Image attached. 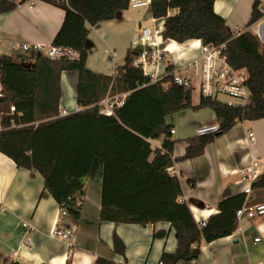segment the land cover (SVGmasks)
Wrapping results in <instances>:
<instances>
[{"label":"trees","instance_id":"1","mask_svg":"<svg viewBox=\"0 0 264 264\" xmlns=\"http://www.w3.org/2000/svg\"><path fill=\"white\" fill-rule=\"evenodd\" d=\"M31 0H0V15L13 12ZM62 10L65 18L54 37L52 47L72 50L78 57L52 60L39 53L29 68L11 56L0 57L4 87L0 98L2 130L0 153L19 169L39 174L45 190L62 205L70 196L82 193L85 179L94 163H103L100 222L115 225H153L170 223L177 234L175 253H163L161 264H179L197 260L202 243L227 238L238 227L237 210L246 200L240 194L223 200L219 213L204 227L194 220L183 195L179 178L171 176L175 141L166 118L184 110L212 109L218 130L187 140L181 160L205 154L208 145L227 134L238 123L264 120V45L252 32L236 34L225 19L214 12L216 0H194L180 17L168 16L170 0H151L150 14L164 20V41L183 44L199 40L205 46L221 49L226 62L235 70H244L250 102L229 107L223 100L201 96L192 105L191 90L175 83V67L166 63V76L153 81L142 69L134 67L137 53L127 52L126 64L115 75H103L87 69V42L90 28L113 21L130 9V0H42ZM264 18L260 0H255L247 28ZM77 72L76 102L81 111L61 115V76ZM125 96L112 115L101 113V104L111 97ZM116 99H113L115 102ZM15 112L11 113V108ZM14 123V126H12ZM165 136L160 149H152L150 140ZM153 160L150 161V157ZM179 160V159H177ZM191 187L195 186L192 181ZM264 193V174L252 184V192ZM252 204V203H251ZM258 204V203H256ZM68 212L75 218L79 210ZM114 253L125 256L126 245L115 232ZM0 264L9 262L0 255ZM96 264H116L99 257Z\"/></svg>","mask_w":264,"mask_h":264},{"label":"crops","instance_id":"2","mask_svg":"<svg viewBox=\"0 0 264 264\" xmlns=\"http://www.w3.org/2000/svg\"><path fill=\"white\" fill-rule=\"evenodd\" d=\"M21 2L22 0H16ZM264 13V0H260ZM194 0H170L169 17H182ZM255 0H216L214 12L225 19L236 34L248 30L264 45V18L247 28ZM65 13L42 0H31L18 5L13 12L0 15V45L13 43L31 45L29 51L19 56L25 65L28 59L39 54L34 47H51L54 37L62 27ZM153 28L157 45L166 51L167 60L175 68L191 65L192 105L200 103L199 65L202 42L187 41L178 44L164 41V20L154 19L150 7L130 8L120 12L115 20L90 28L87 42V69L103 75H115L118 67L126 64L129 50L139 53L137 46L131 49V40L139 30ZM34 50L36 54L30 55ZM5 54H1L3 56ZM18 61V60H17ZM20 62V61H19ZM24 64V63H23ZM165 65L152 66L157 80L166 76ZM77 72H64L61 76V108L74 113L76 102ZM111 97L110 99H119ZM101 108L103 105L101 104ZM166 124L174 130L175 141L171 176L179 178L183 195L181 202L190 207L197 224L219 213V204L232 196L243 194L246 186L257 182L264 174V120L238 123L227 134L207 146L205 154L192 160H181L188 146L187 140L199 136L205 127L218 126L212 109L184 110L166 118ZM254 135L250 140L249 133ZM165 136L150 140L152 149L162 147ZM179 159V160H177ZM153 156L150 157V161ZM254 173L256 177L254 178ZM103 163L96 160L93 171L85 179L81 201L73 208L79 217L65 218L63 227L77 228L71 246L51 234L58 203L45 190L41 175H32L0 153V255L9 262L19 264H96L99 257L116 264H161L163 253L173 254L177 248V234L170 223L153 225H125L100 222ZM195 186L191 187L190 182ZM246 198L252 204L264 203V193L254 191ZM29 224L26 232L23 224ZM117 233L126 245L125 256L114 253L113 235ZM260 238V242H255ZM179 264H264V217L238 222L235 233L210 244L202 243L201 255L191 262Z\"/></svg>","mask_w":264,"mask_h":264},{"label":"built area","instance_id":"3","mask_svg":"<svg viewBox=\"0 0 264 264\" xmlns=\"http://www.w3.org/2000/svg\"><path fill=\"white\" fill-rule=\"evenodd\" d=\"M13 1V0H5ZM151 0H130V8L136 9L145 6H150ZM131 49H135L137 46H141V51L137 54L136 59L133 62V66L142 69L146 76L151 77L155 82L157 80V72L155 74L150 73V68L152 66L159 67L164 64L166 67L167 58L166 51L161 49L157 45L156 33L153 28H144L139 30V34L135 36L130 43ZM12 48L14 50H22L24 52L29 51L31 45L27 43H13ZM39 53L44 54L47 58L56 60L62 57H68L69 59H76L78 56L70 49L67 48H57V47H34ZM201 59L199 60V75H200V95L204 98H218L223 100L229 107H235L237 105H246L250 102V92L246 85L247 75L244 70H235L222 56L221 49L212 48L210 46H205L202 44L201 47ZM1 66V64H0ZM166 69V68H165ZM175 83L185 91L192 89L193 76L191 72V65H186L182 68H175L174 71ZM4 87L2 80V71L0 69V98L3 97ZM125 96L116 99L107 98L102 102L103 108L101 113L106 115H112L116 107H120L123 104ZM81 111V108H77L76 112ZM15 112V108H11V113ZM71 112L66 108H61V115L66 116ZM14 126V123H12ZM2 130V114H0V131ZM218 130V126H209L201 129L199 135L203 136L208 133H215ZM175 133L171 130V134ZM250 140H253L254 135L252 132L249 133ZM254 178L256 173H254ZM243 193L248 197L252 193L251 186H246L243 189ZM81 193L74 196H70L66 202L59 205L56 217L54 220V225L51 234L55 237H59L61 240L71 246V242L74 241L77 235V228H66L62 224L66 217L69 216L68 207L73 205L77 201H81ZM256 217H264V203L251 204L246 198L243 205L236 212V219L240 222L242 219H254ZM205 222L199 224L200 227L205 226ZM23 228L26 232L31 231V226L29 224H23ZM260 238H256L255 242H260Z\"/></svg>","mask_w":264,"mask_h":264},{"label":"rangeland","instance_id":"4","mask_svg":"<svg viewBox=\"0 0 264 264\" xmlns=\"http://www.w3.org/2000/svg\"><path fill=\"white\" fill-rule=\"evenodd\" d=\"M21 51L22 50H14L12 48V45H10V46H1L0 45V55L1 54H5L3 56H13V57L14 56H19L21 54ZM35 54H36V52L34 50L30 51V55L33 56V58H34ZM17 60L20 61L21 64L24 63V65H25V61L26 60H22L21 58H17ZM28 60H30V63L25 65V66H27L29 68H33L34 64H35L34 59H28Z\"/></svg>","mask_w":264,"mask_h":264}]
</instances>
